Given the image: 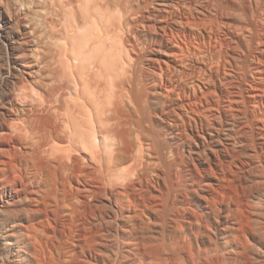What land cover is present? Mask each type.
Here are the masks:
<instances>
[{"label":"bare ground","instance_id":"obj_1","mask_svg":"<svg viewBox=\"0 0 264 264\" xmlns=\"http://www.w3.org/2000/svg\"><path fill=\"white\" fill-rule=\"evenodd\" d=\"M217 1L228 13L237 0ZM216 2L0 0V264H264V33L259 35L263 47L251 51L253 61L248 60L259 62L252 75L257 85L246 86V98L235 94L239 81L224 67L219 84L231 96L224 92L230 97L226 108L213 107L210 97L218 85L206 66L211 60L204 62L205 54L196 55L200 50L195 53L198 48L189 42L203 26L195 16H205L210 4L219 8ZM253 4L264 17V0ZM237 8L230 15L234 35L222 38L233 52L237 45L238 51L244 45L248 49V29ZM228 53L223 59L237 66L231 73L237 72L241 55ZM237 94L251 111L244 110L245 103L240 107ZM156 152L168 154L163 155L167 160L185 154L184 165L211 168L223 167L226 157L233 164L240 160L239 178L231 173L235 178L226 181L225 173L231 187L219 184L222 191L234 189L235 206L229 197L232 203L220 206L228 193L193 174L185 176L184 185L178 178L186 189L178 196L198 214L191 211L194 215L187 217L189 202L184 200V209L178 202L184 211L178 207L181 220L172 218V225L178 206L172 200L175 212L167 211L168 223H160L168 209L154 205L161 206L164 193L157 203L150 190L146 195L134 185L143 182L139 175L157 171ZM130 168L131 174L138 172L133 178L138 181L118 178L124 185L111 189V176L130 175ZM91 178L105 185L95 184L103 186L99 190L91 185L88 190L96 191L84 199L75 185ZM170 179L165 184L175 181ZM143 213L152 217L150 226L146 219L145 226L139 223Z\"/></svg>","mask_w":264,"mask_h":264},{"label":"rangeland","instance_id":"obj_2","mask_svg":"<svg viewBox=\"0 0 264 264\" xmlns=\"http://www.w3.org/2000/svg\"><path fill=\"white\" fill-rule=\"evenodd\" d=\"M209 1H211V4H214L217 0H209ZM253 1H254V0H237V1H236L237 3L234 2V3L232 4V7H233L232 9L235 10V7H236V8L238 7L239 9L237 8L236 11L239 10V12L241 11L240 13L243 14V19H244V21H243V19H242V23H244L243 25H245V26L247 27V29H248V31L246 32V33H247L246 35L249 34V35L247 36V38H248V42H247L248 49H247V47H245V45L242 46V48L239 46V48H241V51H242L243 48H245V50L243 49V50L245 51L244 53L241 52V51H238V50H239V49H237V48H238V45L235 46V48H234V52H233V49H232V50L228 49V50H229V51H228V50L226 49L227 47H225V46L223 45V44H224L223 40L225 41V38L227 39V37H228L227 34H229L230 36L234 35V33H233L234 31H232V30H233L232 27H234L233 24H234L235 22H233V18H231V16H230V15H232V17H233V12H234V10H233V11L229 10L228 13H227V10L225 9V7H223V4L221 3L222 5H220V1H217V2H216V3H217L216 5L219 6V8L217 7V8H213V9H212V7H211L212 5L210 4V5H209V6H210V9H209L208 11L211 10V13L207 11V13H205V16H204V15H196V16H195V20H196L197 22L201 20L200 23H201L203 26H202L200 23H198L200 26H202V28H200V29H202V30H201V32H199V33L197 32V33H196L197 38H196V37H191V38H193L195 41L192 39L193 42H192V40H191V42H189V44H190V43H193V44H192V47L194 46L195 49L198 48L197 50L194 49V50H195V53L198 52V50H200V51H199L200 53H199V52L196 53V55H197V54H198V55L200 54L199 57H200L202 54H205V57L202 55V58L204 59V62H205L206 60H207L206 62H209V61L211 60V62L206 63V64H207L206 66H207V69H208V73L212 70V72L209 73V74L212 75V73H213V75H214V77H215L214 80H215V81L217 80V81H216L217 83L215 82V83H216V84H215V87H216V85H218V88H215V89H214V90H215L214 92H216L217 94H214V95H217V96H215V98H216L218 101H216V99H213V98H212V100H214V101L211 100V97H214V95H213V96L210 97V104L212 103L213 105H216V104L219 103V104H218V108H219V107L222 108V105H223V107H225V106L227 107V104L229 103V102H227V101H229V99H230V97H228V100H227V98H226V97H227V96H226L227 94H228V96L230 95V94L227 92V90L229 91L230 89L225 88V91H226V92H225V91H224V86H223V84H222V83L219 84V82L221 81V77L223 76V75H222V72H223L224 69H225L224 67H227V69H229V70L225 69V70L227 71V72H225L226 74H227V73H228V74H231V75L233 74L232 77H233V79H235V80L237 81L236 83H238V81H239L238 84H240L241 87H240L238 84H236L235 87H236L237 89H234V90H235V94H236L237 91H238V92H239V93H238L239 95L242 93V94L244 95V97H245V96H246V86H247V88H250L251 85H257V82H256V83L253 82V81H255V79L252 80V79H253L252 75L254 76L253 73H255V70H256L255 68L258 66V64H255L257 61H254L255 63L253 62V63L255 64V67H254L253 63L251 64V62L253 61V60H252V59H253L252 56L255 54V53L253 54L252 52H253V51L255 52L257 48H258L257 51H259V49H261V48L263 47V45L261 46L262 42H261V39H260V36H259V35H260V33H262V32L264 33V17H262L261 14L259 15L260 17L258 16V14H259V12H260V9H258V8H256V7L254 6ZM218 2H219V4H218ZM235 3H236V4H235ZM216 5H215V7H216ZM234 5H235V6H234ZM213 6H214V5H213ZM220 6H221V7H220ZM222 7H223V9H222ZM218 9H219V11H218ZM221 9H222V10L225 9V11H226V12H225V15H224V12L221 11ZM59 10H60V9H59ZM216 10H217L218 12H216ZM258 10H259V12H258ZM220 11H221V13H220ZM256 11H257V12H256ZM213 12H214V13H213ZM231 12H232V14H230ZM242 12H243V13H242ZM253 12H254V13H253ZM216 13H218V16H217ZM226 13H227V14H226ZM212 14H213V15H212ZM215 14H216V15H215ZM220 14H221V16H219ZM211 15H212V16H211ZM222 15H224V16H222ZM197 16H198V18H197ZM208 16H209V17H208ZM214 16H215V17H214ZM227 16H228V17H227ZM229 16H230V18H229ZM200 17H201V18H200ZM202 17H203V18H202ZM205 17H206V18H205ZM210 17H211L212 19H211ZM226 17H227V18H226ZM207 18H208V19H207ZM197 19H198V20H197ZM199 19H200V20H199ZM203 19H204V20H203ZM209 20H212V21H210V23L212 24V26H208V25H211L210 23L208 24ZM203 21H204V24H203ZM205 21H208V22H205ZM206 23H207L208 25H207ZM230 23H231V24L233 23V24H232L233 26H232ZM205 24H206L207 26H205ZM230 25H231V26H230ZM228 26H229V27H228ZM203 27H204V29H205L206 31L203 29ZM205 27H206V28H205ZM209 28H210L213 32H212V31H208ZM231 28H232V29H231ZM247 29H246V30H247ZM260 29H261V30H260ZM202 31H203V32H202ZM260 31H261V32H260ZM206 32H207V34H206ZM208 32H209V33L211 32V34H208ZM263 33H262V34H263ZM198 34H203L204 37H203V35H200V36H202V37H200ZM207 36H208V37L210 36V37L208 38ZM224 37H225V38H224ZM249 37H251V38H249ZM176 38H177V36L175 37V39H176ZM191 38H189V41H190ZM206 38H207V39H211L212 41H211V40H210V41H209V40H206ZM222 38H223V40H222ZM259 39H260V40H259ZM176 40L179 41V39H176ZM204 40H205V41H204ZM199 41H201V42H199ZM208 41H209L211 44H210ZM221 41H222V42H221ZM249 41H250V43H249ZM259 41H260L261 43H260ZM195 42H196V43H195ZM217 42H218V43H217ZM220 42H221V44H220ZM197 43H198V44H197ZM202 43H203V44H202ZM200 44H201V45H200ZM205 44H206V45H205ZM212 44H213V46H212ZM199 45H200V46H199ZM204 45H205V46H204ZM202 46H203V48H202ZM221 46H223V47H221ZM260 46H261V48H260ZM192 47H191V45H190V48H192ZM208 47H209V48H208ZM199 48H200V49H199ZM207 49H210V50H207ZM221 49H222V51L225 50V51L231 52L230 54L235 53V52H236V53L239 52L238 54L241 55L240 58H241V60H242V61H241L242 63H240V65H239V66H240V70L238 69V68H239V67H238V68H237L238 71H237V69H236V71H237V72H240L241 69H242V73H239V74H238L237 72H233V73H231L233 70L235 71L234 67L236 68L237 66H233V67H231V66L228 64V61L225 63V59H227V58L225 57V58L223 59V57H224V55H225V56H228L229 53L224 51V55H223V54H222L223 52L221 53ZM205 50H206V51H205ZM211 50H212V51H211ZM235 50H236V51H235ZM207 51H208V52H207ZM210 51L212 52V54L210 53ZM215 51H216L217 53H216ZM237 51H238V52H237ZM251 51H252V52H251ZM204 52H205V53H204ZM218 52H220V54H222V55L218 54ZM240 52H241V54H240ZM227 53H228V54H227ZM207 54H209L211 57H210L209 55H207ZM226 54H227V55H226ZM242 54H244V56H243ZM251 54H252V55H251ZM218 55H219V56H222V58L218 57ZM245 55H246V56H245ZM250 55H251V56H250ZM206 56H207V57H206ZM208 57H209V58H208ZM245 57H246V58H245ZM206 58H208L209 60L206 59ZM212 58H213V59H212ZM242 58H244V61H243ZM250 58H251V59H250ZM245 59H246V60H245ZM227 60H228V59H227ZM248 60H249V61L251 60V62H249ZM246 61H247V62H246ZM245 62H246V64H245ZM248 62H249L251 65H250ZM210 63H211V66H213V67H210ZM213 63H214V65H213ZM257 63H259V62H257ZM208 64H209V66H208ZM223 64H225V65H223ZM248 64H249V65H248ZM227 65H228V66H227ZM252 65H253V67H252ZM245 66L250 67V69H248V68L245 67ZM208 67H210L211 69H209ZM228 67H229V68H228ZM242 67H243V68L245 67V69H243ZM246 68H247V70H246ZM230 69H231V70H230ZM252 69H253V72H252ZM217 70H218V71H217ZM243 70H244V71H243ZM245 70H246V71H245ZM216 72H217V73H216ZM218 72H219V73H218ZM236 73H237V76L235 75ZM223 74H224V73H223ZM213 75L211 76L212 79L214 78ZM221 75H222V76H221ZM250 75H251V76H250ZM217 76H218L219 78H218ZM234 76H235L236 78H235ZM216 77H217V78H216ZM245 77H246V78H245ZM219 79H220V80H219ZM245 79H246V81H245ZM247 79H248V81H247ZM235 80H234V81H235ZM250 81H251V83H249ZM221 82H222V81H221ZM246 82H247L248 84H250V85H246V84H247ZM252 82H253V84H252ZM221 85H222V86H221ZM238 86H239L240 90H244V88H245V90H244L243 92H240L239 89H238ZM220 88H221V89L223 88V90H220ZM241 88H242V89H241ZM130 89H131V88H130ZM218 89H219V91H221V92H218ZM226 89H227V90H226ZM131 90H132V89H131ZM234 90H233V91H234ZM222 92H223V93L225 92V93H227V94H226V95H225V93L222 94ZM244 92H245V94H244ZM130 93H131V92H130ZM220 93H221V94H220ZM238 94H237V97L241 100L242 97H239ZM242 94H241V96H242ZM130 95H132V93H131ZM219 96H221V97H219ZM230 96H231V95H230ZM217 97H218L219 99H218ZM224 97H225V98H224ZM244 97L242 98V100L240 101V103L242 102V103H245L247 106H249V104H247L246 102H243ZM220 98H221V99H220ZM223 98H224V99H223ZM245 98H246V97H245ZM225 99H226L227 101H226ZM221 100H223V103H222L221 106H220V103H221V102H219V101H221ZM224 100H225V101H224ZM211 101H212V102H211ZM215 101H216V103H215ZM213 102H214V103H213ZM224 102H226L227 104H225ZM240 103H239V105H240V107L243 109V107H245L246 105H243L242 103H241V104H240ZM212 104H211V105H212ZM213 105H212V106H213ZM224 105H225V106H224ZM241 105H243V106H241ZM216 106H217V105H216ZM216 106H213V107H216ZM226 107H225V108H226ZM216 108H217V107H216ZM246 109H249V111H251V110H250V109H251V105L249 106V108H248V107H247V108H246V107L244 108V110H246ZM160 139H161V138H160ZM162 139H163V138H162ZM206 147H207V146H206ZM158 151H159V150H158ZM159 152H160V151H159ZM159 152H156V155H157ZM161 153H162V154H158V155L162 156V157L159 156L160 159H159L158 155L156 156L157 159L160 161V162L157 161V162H159V163H156V164H158V165H156V167L159 166V167H161V168H159V167L156 168V169H157V171H156V170H155V167H154V170H155V172H156L155 175H156V174H159L157 177L153 175V174H154V172H153L154 170H153V171H150V173L147 171L149 174H148L147 172H145V173H143L142 175H139V176H138V175H137L138 172H137L136 175H135L134 173L131 174V173L134 171V169L131 170V168H130V169H127V170H128V173H130V175L127 174V173H122V172H121V173H122V174H121L120 171H119V173H114L116 176L114 177V175H113V176H111V177H112V180H114L115 182H113V181L111 180V183L109 184V187L111 186V187H110L111 189H115V188H116V189H119L120 187H122V186L124 185L125 181H124V179H121V180H120V179H118V178H124V177H125V178L130 179V180L133 179L134 176H135V177L138 176L139 180H140L141 178H143V179L141 180V181H143V182H142L143 184L140 183V182L138 181L137 178H135V181H134V179H133L134 182H137V181H138L137 184L134 183L133 181H132V182L134 183V185H135L136 187L138 186L140 190L143 188L142 190H143V193H144V194L147 195L148 192L145 190V189H147V190H150V191L152 192V195H156L155 199L157 198V200H158V201L156 200L157 203L159 202V199H160V201H161L162 197H163V199H166L165 201H166V203L168 202L167 204H163V203L165 202V201L163 202V200H162V202L159 203V205L161 204L162 207H161V206H158V204H156V205H154V206H157L156 208H158V207L163 208V206L165 205V206H166V209H168V210L164 211V210L162 209V210L160 211V214H161L163 211H164V212L161 214L162 216H160V217H163V216L165 217V216H166L167 219L169 218V216H167V214H168L167 211H169L171 214H173V213L178 209V207H179L180 211H184V210H186L185 213H187V210H190V212H189L190 214H187V215H188L187 217H190L189 215H191V211H192L194 214H196V213L198 214V212H196V209L193 208L192 205H190L189 200L187 201V200L184 199L186 202H189V204H187V206H188L189 208H191V209L193 208L194 211L191 210V209H188V207L186 206V203L184 202V200H182V199L179 198V196H178V193H179V195H181V197H183L184 194L186 195V193H184V192H186V189H183L184 186L182 187V185H181L182 183H181V182H180L181 184L179 183V180H182V178H183L182 182H183V185H184V179H186L185 176H188L189 178H194L195 175H196L195 178H198L197 176H199L198 179H200V178H201V179H202V178H208V180H210V181L213 180L212 183H214L215 187L219 189V184L223 185V183H224L225 185H223V186H226V187H227V186H228V187L230 186V184H228L229 182L226 183V181H229V180H227L228 177H229L228 179H230V178L232 179V178H235V177L239 178L238 176L241 174V172H240L241 169H239V168H241V166H240L241 161L239 160V163H240V164H238V162L236 161L237 159H236V160L234 159V162H235V163L237 162V164H235V163L233 164V160H231L230 157H226V158H224V159H226V161H224V159L222 160V166H223V165L226 166V165H227L226 163H229L230 161H232V162H231L232 164L229 163L228 167H226V168H228V169H227L228 171H227L226 168H225L224 166H223L224 168L221 167V166H220V167H215V168L212 167V168H211L210 166H208V165H206V164H203V163L200 164V165L195 164L196 166H193V165L191 166V164L189 165L188 162H186V165H184V164H183L184 161L187 160V159L184 158V157H185V154L183 155L184 157H179L178 155H177V156H178V157H177L176 155L172 154V155H174L175 157H177V158H179V159H177V158H175L174 156L170 155L171 157L169 156V159L167 160L166 158H168V157L165 158V157L163 156V155H165L166 153H165V152H164V153L161 152ZM167 155H168V154H167ZM167 155H165V156H167ZM181 156H182V154H181ZM162 158H164V160L166 159V160H165V163H164V160H163ZM171 158H172V159H171ZM181 158H182V159L184 158L185 160L183 159V160H184V161H183ZM228 158H230V161H229ZM157 159H156V160H157ZM180 159H181V160H180ZM171 160H172V161H171ZM167 161H168V163L166 164ZM169 161H170V162H169ZM176 161H177V162H176ZM181 161H182L183 163H182ZM171 162H172L173 165L170 164ZM175 162H176L177 164H176ZM181 163H182V164H181ZM224 163H225L226 165H225ZM160 164H161V165H160ZM179 164H180V165H179ZM164 165H165V166H164ZM169 165H170V166H169ZM176 165H177V166H176ZM182 165H183V166H182ZM188 165L191 166V168H190ZM197 165H198L199 167H198ZM202 165H204V166H202ZM134 166H135V165H134ZM134 166H133V167H134ZM168 166H169V167H168ZM179 166H180V167H179ZM187 166H188V168L186 169ZM236 166H238L239 168L236 167ZM126 167H127V166L125 165V166H124L125 170H126ZM170 167H171V169H170ZM176 167H177V168H176ZM193 167H195V170H194V169L191 170ZM201 167H203V170H202ZM208 167H209V168H208ZM230 167H231V168H230ZM124 168H123V169H124ZM178 168H179V170H178ZM180 168H181V169H180ZM184 168H185V169H184ZM196 168H198V171L200 170V172H198L200 175H199L198 173H196V172H197V171H196V170H197ZM210 168H211V170H209ZM217 168H218V169L221 168L222 170L224 169V171H225V170H226V171H225V172L223 171V172H224V173H223L222 170L220 171V170H218ZM232 168H233V169H232ZM158 169H160L159 171H161V172H159ZM168 169H169L170 171H169ZM175 169H177L178 171H177V170L175 171ZM206 169H207V170H206ZM212 169H214V170L212 171ZM229 169H230V170H229ZM238 169H239V171H238ZM88 170H89V169H88ZM125 170H124V171H125ZM129 170H130V171H129ZM151 170H152V169H151ZM171 170H172V171H171ZM182 170H183L184 172H183ZM188 170H189V172H186V171H188ZM233 170H234V172H233ZM124 171H123V172H124ZM179 171H180V172H179ZM190 171H191L192 173H191ZM203 171H209V172H203ZM230 171H231V172H230ZM235 171H236V173L238 172V173H237L238 176H236L237 174L235 173ZM126 172H127V171H126ZM152 172H153V173H152ZM175 172H176V173H175ZM193 172H194V173H193ZM201 172H202L203 174H202ZM211 172H212V173L214 172V173L210 175L209 173H211ZM227 172H229V173H227ZM239 172H240V173H239ZM188 173H189V174H188ZM219 173H220V175H219ZM222 173H223V174H222ZM225 173H226V174H225ZM231 173H233V174L235 173V177H234V175H232ZM97 174L99 175V173H97ZM119 174H120L121 176H119ZM123 174H127L129 177H128L127 175H123ZM145 174H146V175H145ZM151 174H152V175H151ZM177 174H178V175H177ZM179 174H180V176H179ZM185 174H186V175H185ZM191 174H192V175H191ZM193 174H194V177H193ZM197 174H198V175H197ZM204 174L207 175V176H205ZM208 174H209L210 178H213V179H210V178L208 177ZM214 174H216L217 177H215ZM217 174H218V175H217ZM224 174H225V177H226V178L223 176ZM98 175H96L95 177H98L99 179H101V177L104 178V177L102 176L101 173H100L101 177H100V175H99V176H98ZM160 175H161V176H160ZM190 175H191L192 177H191ZM201 175H202V176H201ZM203 175H204L205 177H203ZM212 175H213L214 177H213ZM231 175H232V176H231ZM151 176H152V177H151ZM159 176H160L161 178H160ZM182 176H183V177H182ZM221 176L223 177V182L220 180L221 183H217V182H219L218 180L221 179V178H220ZM230 176H231V177H230ZM113 177H114V179H113ZM184 177H185V178H184ZM188 177H187V178H188ZM218 177H219V178H218ZM98 178H96V179H98ZM115 178L118 179L119 183H116L117 179H115ZM144 178H145V179H144ZM146 178H147V179H146ZM158 178H160V180H159ZM164 178H165V179H166V178H167V179H168V178H169V179L172 178L173 180H175V181L172 182L173 184H174V183L176 182V180H177V182H176L177 185H178V184H180V185H179V186H176V183H175L174 185L171 183V185H173V187H171V185H170V184H167V183L171 182L172 180L170 179V180H168L169 182H167V181H166L167 179H166L165 181H166L167 183L165 184V181H163ZM176 178H177V179H176ZM178 178H179V180H178ZM215 178H217V179H215ZM224 178H225L226 181L224 180ZM88 179H89V178H88ZM151 179H152V180H151ZM155 179H156V180H155ZM161 179H163V180H161ZM92 180H94V178H93V179L91 178L90 181H89V180L86 181L87 183H86V182H79L78 184L75 185V187L77 188L78 191H79L80 189L82 190L81 193H83V194H82V195L80 194V195L83 196V197L85 196L86 198L84 197V199H87V198H88L87 195H89L90 192H91V193L93 192V191L88 190V188H89V189H90V188L92 189L93 186L90 187L91 185H94V187H95V186H96L95 184H98V183H94V184H93ZM122 180H123V181H122ZM136 180H137V181H136ZM144 180H145L146 182H145ZM147 180H148V181H147ZM149 180H150V181H149ZM153 180H154V181H153ZM96 181L98 182L99 180H96ZM96 181L94 180V182H96ZM101 181H103V180L101 179ZM151 181H152V182H151ZM160 181H161L162 183H160ZM89 182H90V183H89ZM91 182H92V183H91ZM147 182H148V183H147ZM157 182L159 183V185H158ZM163 182H164V183H163ZM80 183H81V184L83 183V186H82ZM88 183H89V184H88ZM115 183H116V185H115ZM120 183H122V184H120ZM138 183L142 184L143 186H142V185H138ZM154 183H155V184L157 183V185H155ZM215 183H217L218 185L215 184ZM85 184H86V186H85ZM87 184H88L89 186H88ZM117 184H118V185L120 184V186H118ZM149 184H151V185L149 186ZM153 184L155 185V186H154L155 188L151 187V186H153ZM164 184H165V185H168L169 188L171 187L172 190L174 189V187H175V188L177 187V188L174 189V190L172 191L171 188H170V189L168 188V186H166V187H167V188H166ZM227 184H228V185H227ZM98 185L101 186V185H105V184H104V182H99ZM98 185H97V186H98ZM121 185H122V186H121ZM146 185H147V186H146ZM216 185H217V186H216ZM84 186L87 188V190L89 191V193H87V192H88L87 190H86L87 192H86L85 190H83V189H85ZM97 186H96V187H97ZM159 186H160L161 188H159ZM96 187H95L94 189H96ZM102 187H103V186H102ZM102 187L100 188V187L98 186V187H97L98 189H96V190L102 189ZM141 187H142V188H141ZM147 187H148V188H147ZM156 187H158V188H156ZM162 187H163L164 191H162ZM180 187H181V188H180ZM230 187H231V186H230ZM150 188H151V189H150ZM220 188H221V187H220ZM94 189H93V190H94ZM159 189H161V190L159 191ZM165 189H167V191H165ZM168 189H169L170 191H168ZM181 189H182V190H181ZM218 189H217V190H218ZM222 189H224V188H222ZM222 189H219V191H222ZM230 189H231V191L233 190V192H231ZM230 189H228L227 191H224L225 189L223 190L225 193H226V192L228 193V194L226 193L227 196H226V194L224 193V196H226V197H225L226 199L229 197V198L232 200L233 203H232L231 201L228 200L229 198L227 199V203H224V202L226 201V199L224 198V201L222 202V204H220V206L223 207V205L230 204V203L233 204V205L230 204L231 207H234V206H235V205H234V202H235V201L232 199V198L234 197L233 195L235 194V192H234V189H232V188H230ZM81 190H80V191H81ZM96 190H94V192H95ZM176 190H177V191H176ZM184 190H185V191H184ZM144 191H145V192H144ZM150 191H149V194H148V195H150V197H151L152 195H151V192H150ZM175 191H176L177 193H176ZM178 191H180V192H178ZM223 191H222V192H223ZM228 191H230V193H231V197L229 196L230 193H229ZM94 192H93V193H94ZM161 192H162V194L164 193V196L161 194ZM165 192H166V193H165ZM167 192H170V193H169L170 196L168 195L170 199H168V198H167L168 196L165 195V194H167ZM172 192H173V193H172ZM154 193H155V194H154ZM159 193L162 195V197L158 199V197H160V196L158 195ZM171 193H172V194H171ZM180 193H181V194H180ZM183 193H184V194H183ZM232 193H234V194L232 195ZM173 194H175V195H174L175 197L177 196V197H176V198H177V201H176V198L174 199ZM157 195H158V196H157ZM165 196H166V198H165ZM232 196H233V197H232ZM235 196H237V195L235 194ZM172 197H173V198H172ZM184 198H186V197L184 196ZM150 199H153V196H152V198H150ZM155 199H153V201H154ZM179 199H180V200H179ZM234 199L236 200V197H234ZM167 200H168V201H167ZM172 200H175V202H177V203H174V201H172ZM153 201H151L150 203H153ZM182 201H183V202H182ZM228 201H229L230 203H229ZM172 202L174 203V205H175V204H176V205L178 204V206L176 207V209H174L175 211H174V210H171V209H173L172 207H175V206H176V205L173 206V204H171ZM178 202H180L181 204H183V205H182V208H183V209H184V207L186 206L184 210L181 208V204L178 203ZM223 203H224V204H223ZM154 204H155V202H154ZM168 204H169V205H168ZM152 205H153V204H152ZM167 206H168V207H167ZM170 206H172V207H170ZM160 208H158V209L160 210ZM164 208H165V207H164ZM172 211H174V212H172ZM180 211L178 210V211H176L175 213L177 214V213H179ZM165 213H167V214H165ZM193 213H192L191 216L194 215ZM143 214H144V213H143ZM146 214H147V213H146ZM146 214H144V217H143V218L141 217L142 215H141V216L139 215L141 218H139L138 220L142 219V220L139 221V223H141V221H142L143 223H141V224H143V226H145V224H146L148 221H151V222L153 221V220H152V217H151L150 215L147 214V215L149 216V217H147V218H150V220H148V219L146 218V216H147ZM163 214H164V215H163ZM171 214H168V215H171ZM176 214H174L175 217L172 215V216H171V219H169V221H170L169 223H171L172 225L175 224V223H172V222H176V220H178V219H179V221L181 220V219L179 218V217H181L180 213L177 215L178 218H176V217H177ZM179 215H180V216H179ZM160 217H159V219H160V223H162L161 219H163V220L165 219V220H166V217H165V218H160ZM172 218H174L173 220H175V219H176V220H175V221H172ZM193 218H194V217H193ZM193 218L191 217L190 219L193 220ZM143 219H144V220H143ZM145 219L147 220V222H146ZM159 219L157 220V222L159 221ZM138 220H137V221H138ZM165 220H164L163 222L168 223V220H167V221H165ZM144 221H145L146 223H145ZM171 221H172V222H171ZM179 221H178V222H179ZM151 222H150V223L148 222L149 225H146V226H150ZM153 222H154V221H153ZM137 223H138V222H137ZM139 223H138V224H139ZM176 223H177V222H176ZM162 224H163V223H162ZM164 224H165V223H164ZM144 237H145V239L147 240V237H146V236H144ZM141 238H143V237L138 238V241H139V239H141ZM145 239L143 238L144 241H145ZM141 240H142V239H141ZM143 240H142V241H143ZM139 242H141V241H139Z\"/></svg>","mask_w":264,"mask_h":264}]
</instances>
